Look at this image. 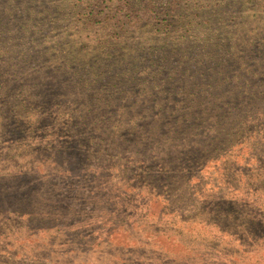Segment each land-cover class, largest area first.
<instances>
[{
	"label": "rangeland",
	"instance_id": "374dc122",
	"mask_svg": "<svg viewBox=\"0 0 264 264\" xmlns=\"http://www.w3.org/2000/svg\"><path fill=\"white\" fill-rule=\"evenodd\" d=\"M114 2L0 0V264H264V0Z\"/></svg>",
	"mask_w": 264,
	"mask_h": 264
},
{
	"label": "trees",
	"instance_id": "16d2710c",
	"mask_svg": "<svg viewBox=\"0 0 264 264\" xmlns=\"http://www.w3.org/2000/svg\"><path fill=\"white\" fill-rule=\"evenodd\" d=\"M145 1L144 6H140L141 3ZM153 2L151 0H115L114 7L109 9V12H105L104 7L101 4L104 0H97L96 14L100 15L104 13L108 16V19L114 21L110 26L113 28V31L120 32V33H130V32H138L139 30H143L146 26H152L154 20L160 18V16L168 15V16H175L177 13L176 7L180 4L181 0H166L165 3L160 2ZM104 11V12H103ZM181 11V9L179 10ZM201 11V10H200ZM206 14V12H203ZM94 14V15H96ZM205 14H202L204 16ZM178 15L182 16L181 13ZM181 18V17H179ZM189 18L184 17L183 22L189 21ZM184 23L181 24L183 26ZM188 29L193 27V24L187 23L186 26ZM144 31V30H143ZM107 41V40H106ZM112 41H107L106 44ZM105 44V45H106ZM119 45L118 43L114 44V46ZM113 50H115L113 48ZM113 54V53H112ZM110 54L109 56H112Z\"/></svg>",
	"mask_w": 264,
	"mask_h": 264
}]
</instances>
